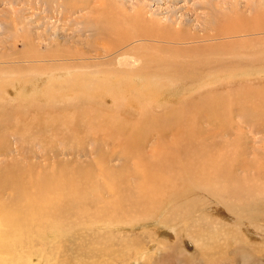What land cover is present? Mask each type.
<instances>
[{
  "label": "rangeland",
  "instance_id": "rangeland-1",
  "mask_svg": "<svg viewBox=\"0 0 264 264\" xmlns=\"http://www.w3.org/2000/svg\"><path fill=\"white\" fill-rule=\"evenodd\" d=\"M183 70L193 75L176 78V72ZM132 71L139 74L128 76ZM146 73L152 77L149 79ZM260 115H264V0H0V178L20 177L27 193L35 194L32 202L16 204L13 213L18 210L25 219L33 206L44 214L42 217L53 210L52 218L59 219V227L67 233L64 236L59 229H44L34 239L28 237L31 243L25 236L24 242L34 246L16 255L0 253V264H209L199 254L203 250L213 255L210 248L195 244L197 220L183 224L193 234L188 235L182 226L175 225L178 220L162 222V217L166 221L170 215L166 210L160 219H135L138 215L127 219L131 208L126 207L118 209L112 216L114 220H110L109 213H103L108 210L104 203L114 191L126 193V197H114L115 205L125 199L138 201L134 196L138 181L134 186L130 183L141 179L134 168L136 156L142 159L143 152L150 157L157 140L154 129L171 128L173 124L176 129L188 120L189 131L196 137L200 131L204 140L203 148L193 154H198V161L212 157V152L221 156L218 152L223 149L215 146L233 151L245 142L254 146L248 160H259L264 156V131L257 129L252 135L238 131L237 126L244 123L248 128L242 118ZM227 118L236 120L228 132L223 128L230 125ZM131 129L149 139L143 145L134 140L129 155L122 145L117 146L114 137L118 138L119 133L123 137L126 133L120 130ZM102 167L107 169L105 173L110 171L102 188L109 193L102 197L83 195L81 204L86 205L81 209L63 210L62 204L67 203L64 196L44 191L72 190L74 182L85 175H92L103 186L99 182H104ZM128 174L131 180L121 179ZM247 175L235 171L234 181L253 180ZM115 180L121 184L111 183ZM259 191L261 188L255 194ZM11 192L1 194L0 187V201L6 203V211L10 209L6 208L8 203L16 198ZM196 193V206L205 208L210 199L206 195L213 193L207 187ZM239 193L249 195V191ZM42 195L46 202L39 198ZM95 202L103 204L99 207ZM98 212L103 215L101 224L91 227ZM83 220L86 224L81 223ZM228 225L231 228H226L238 231L239 227L231 222ZM262 229L264 236V226ZM82 233L91 241L84 244L83 250L97 249L90 237L102 236L100 247L106 248L104 253L109 250L117 254L118 261L107 257L99 262L101 258L89 253L76 258L74 248L83 247ZM60 234L63 236L58 237ZM68 234H79L80 239L69 238ZM243 234L247 239L240 236ZM249 235L239 229L234 240L242 238L248 248L227 260L228 264H241L244 252L261 253L256 256L264 259V241ZM118 240L120 244L126 242L128 251L116 245ZM187 242L194 244L193 248ZM222 256L216 264H226Z\"/></svg>",
  "mask_w": 264,
  "mask_h": 264
},
{
  "label": "bare ground",
  "instance_id": "bare-ground-1",
  "mask_svg": "<svg viewBox=\"0 0 264 264\" xmlns=\"http://www.w3.org/2000/svg\"><path fill=\"white\" fill-rule=\"evenodd\" d=\"M136 62L137 61H135V63ZM144 69L145 68L140 69V70H144ZM178 71H180V70H178ZM178 71L176 72V75H175V77L178 79L179 78H189L193 75L192 71L190 73L188 72V70H187V72H184V70H183V72H181V73H178ZM148 72H150V71H148ZM128 74H129L128 76L135 78L136 74H139V73L132 71L131 73L128 72ZM146 74L148 75V78L150 79L149 76H151V75H149L148 73H146ZM154 77L157 79L160 78V76H157L156 74L154 75ZM179 108H178V111H179ZM173 116H175V114ZM252 118H254V119L256 118L257 123L254 122ZM227 119L231 120V122H230L229 126L227 125V126L223 127V128H226L225 129L226 132L229 131V128L232 129L233 125H236L235 124L236 120H233L232 118H227ZM242 119H244L243 122H245L247 125L249 124L250 127L247 126L248 128H246L244 125H242L244 123H242L240 121V123H242V124H239L237 126L238 131L244 132L247 134H252V135H253V133L254 134L257 133L258 130L264 131V115H260L257 117L256 116L251 117V119H248V118L245 119V117H243ZM252 122L254 124H252ZM174 123H175V121H174ZM186 124H182L176 129H175V124H173V125L170 124L173 126L171 128L168 126V127H160V128L154 129V132L157 133V138H156L157 140L155 142L156 146L154 144V146H152V149L150 150V153H149L150 157H147L146 154H144L142 152L143 150H141L142 155L140 154L142 156V159L140 157L136 156L137 157L136 159H138V160L136 161L137 163L135 164L134 168L136 169V177H141V179L138 178L136 181L133 180L130 183V186H134L135 182L138 181V184L135 185L136 191L134 192V196L136 197V199L138 201L136 203H134L133 199H129L127 201L125 199V200L119 202L117 205H115L114 197L116 195L126 197V193H121V191L120 192L114 191L111 199L109 198V202L104 203V205L105 204L108 205V210L105 209L106 211L104 210L103 213H105V214L109 213V216H111L110 220H114V218L112 216L114 215V213H116V211L118 209L122 210V209L131 208L130 215L128 216L127 219H134V217H136V215H138L135 219L148 220V219H160L161 216L164 215L165 210H166V213H168L170 215H168V218L166 219V221L162 217L161 218L162 222L164 224H168V223L170 224V223L179 221L180 223L178 222L177 224H175V223L174 224L176 226H182L183 231L188 235H191L192 233H191L189 227L183 226V224L188 225L190 222L192 223L193 220L194 221L197 220L198 223L196 226H194L195 227L194 238L196 241V243L195 242L194 243L199 245V246H202L203 248H205L207 250L210 248V250L213 254V255H211L209 252H206V251L204 253L202 250V253L199 254V256L205 258L209 264H216L217 259L219 258L218 256L223 255L222 256V262H225L226 264H228L227 260H232V259L236 258V253L243 251V250H246L248 248L247 244L246 245H244L245 243L243 244L242 238L238 237L237 239L234 240V236L237 234L239 229H241L245 233L250 234L249 237L254 239V240H256V238L261 237V239L264 241V239H263L264 236H262V231H263L262 227L264 226V216L261 219L256 218V217H259L261 215H264V156H261L259 158V160H258V158L254 159V160H251V159L248 160V153L250 152V150L254 149L253 148L254 146L250 147V146H248V143L245 142V144H243L242 147L238 148L237 150H233V151L229 147L219 148L218 146L213 145L216 148H218V150L223 149V150H219V152H218V153H220L221 156H219V154L217 156H215L212 152V157L207 156V157H204L203 159L198 161V159H199L198 154H195V155H193V154L195 151L201 150L203 148L202 142H204V140L201 136L202 134L200 133V131H199V135L197 137L195 135H193L191 133V131H189V128L191 125L190 121L187 120ZM254 127H257V128H254ZM246 129H249L248 132ZM120 131L125 132L126 133L125 136L122 137L123 134L119 133L118 138H115L113 135H112V138L114 137V139H116V141H118L117 146L122 145L124 152H127L129 155L132 154L131 150L133 148L134 140H136L139 144L143 145V144H146L145 141H148L147 139H149V137L146 135H143V136L140 135L138 132L139 130L137 131V130L131 129L129 131H124V130H120ZM136 134H138V135L136 136ZM178 134L180 136H178ZM183 137H186V138H183ZM198 137H200V139H196V141L192 140V139L198 138ZM247 138H248V136H247ZM247 138H246V141L248 140ZM249 141H251V137H250ZM239 145H241V143ZM260 147H262V146H260ZM145 153H146V151H145ZM143 156L144 157L146 156L145 158L150 162L149 164H148V161L146 159H144ZM240 162H241V165H240ZM106 170H103V167H102V172H103L102 178L104 177V182H102L103 180L99 181V182H100V184L104 183L103 186L97 184L92 175H85V176L81 177L77 182H74L75 186L73 187L72 190H67V191L62 190L59 192H51V191H48L47 189H44V188H42V189H44L45 192H47L51 195H60V196L63 195L65 200H67L66 205H64V203L62 204V208H64L63 210H67V209L71 210L72 208L74 210V208H76V207L81 209L84 207V205H86V204H81V200L83 198V195H99L102 197V196H106V194L109 193V192H106L105 190L102 189V188H105V186L107 184L105 179L108 178V175H109L108 172H110V171H108L105 173L104 171H106ZM235 171H244V172L248 173V175H251L253 180H251V181H245V180L234 181L233 173ZM94 174H96V172ZM129 174H130V172H129ZM129 174L127 176L121 177V179L124 181L131 180ZM77 178H79V177H77ZM100 179H101V176H100ZM247 180H249V177H247ZM111 183H113L115 185L121 184L117 180L111 181ZM8 184L10 185L9 188L6 187ZM99 186H102V187L100 188ZM130 186L129 187L127 186V187L130 188ZM0 187H1V194H4L6 191L10 190V192L12 191L11 193H14V196L16 197L11 202H9L8 207H6L7 209L10 208L9 210H11V211H9V210L6 211V209L3 208V206L6 205V203H2L0 201V214H1V221L0 222H4V224H2V223L0 224L1 225L0 226V239L2 241L0 243V253H5L7 255H16L19 252L22 253V251H24L26 248L34 246L33 244L32 245L27 244L29 241L31 243V240L27 241L29 239L28 237L30 236V237H33V239H34L37 235L40 234V231H42L44 229H50V228H53L56 230L59 229L61 234L63 233V231L61 230L62 227H59V226H61L60 220L59 219L54 220V218H52L55 215L54 214L52 216L53 210L50 211L51 213H48V211H47L45 213V216L42 217V215H44V214H41L38 207L36 208L33 206V210H32V208L31 209L29 208L32 211H29V213H27L25 219H23L24 216H22L21 213L18 212V210H16V212L13 213V211H12L13 208H15V205L18 204L20 201L21 202H24V201L32 202V200L36 199L34 193H30V194L27 193L28 188H26L27 186H25L24 184L21 183L20 177L11 178V179H10V177H8L7 179H1L0 178ZM201 187H207L213 193V194L209 193L208 195L204 194L207 197H209L210 199H209L208 205L203 209L200 207L198 208L196 206L197 202H198L197 196L199 195L198 193H196V190H198ZM37 188L41 189L40 187H37ZM260 188H261V191H259L257 194H255L256 190L260 189ZM7 189H9V190H7ZM239 190L249 191V195L247 197H245L243 195L241 196L239 193ZM37 191H38V189H37ZM44 191H43V193H44ZM253 192L255 195H252ZM92 193H94V194H92ZM40 197L44 198V202H46V199L43 195L39 196V198ZM47 204H49V203H47ZM93 204H95L97 206L99 203L97 204L95 202ZM100 204H103V203H100ZM100 204H99V207H101ZM59 205L60 204H58L57 207H59ZM128 205H130L131 207H128ZM54 206H56V205H54ZM90 206H93V205H90ZM96 206H93V207H96ZM18 207H16V208L19 209L20 207L19 208ZM59 208H61V207H59ZM78 208H77V210H78ZM87 208L90 209L89 205H87ZM87 208L85 207V209H87ZM98 209L99 208H97V210ZM23 210H25L24 207H23ZM42 210H43V208H42ZM55 210L57 211L56 208H55ZM192 210H199L202 214L200 215V214H198ZM78 211L76 212V210H75L73 212L78 213ZM91 212H93V211L91 210ZM76 213H74V214H76ZM95 213L96 212L94 211V214ZM175 213H178V214H175ZM119 214H121V212ZM172 214H175V215L173 216ZM72 215H73V213H72ZM99 215H100L99 212L96 215H94L96 217V219L92 220V223L90 222L91 227L101 224L100 217L103 215L102 214L100 216ZM196 215L206 218L207 221L205 223L201 222L200 220L196 219V217H195ZM77 216L75 215L76 218H77ZM172 216H173V218H172ZM45 217H47L46 219L51 218V219H49L50 221L48 222L45 219ZM42 218H44L45 221H42ZM56 220H59V223L57 222V224H56V222H55ZM64 220L65 219H63V221ZM80 220H82V218H80ZM65 222H66V220H65ZM72 222H75V221H72ZM83 222L85 223L86 221H84V220L81 221V223H83ZM126 222L128 223L127 220H126ZM141 222H143V221H141ZM230 222L233 225V227H239L238 231L236 228L237 232L232 230V229L226 228V226L231 228L228 225V224H230ZM66 224L69 225V223H67V222H66ZM87 224H89V223L87 222ZM129 224H131V223H129ZM220 224L222 225V227H221L222 230H219V228H218ZM258 225H260V226H258ZM81 226L83 227V225H81ZM87 227H89V226H86V229H87ZM121 229H123V228H121ZM124 229H126V228H124ZM83 233L81 234L82 235L81 239L79 238L80 237L79 234H76L79 237L78 236L75 237L74 234L71 235L72 237H70L69 234H71V233L68 234L69 238H73V236H74L75 239L79 238L82 242L83 247L82 248L80 247L81 250H79V248H76V246L74 248L76 258L79 259V254H80V256H81V254L85 256L86 254L89 253L88 255H91L92 257H95L98 259L101 258V259H99V262H101L104 258H107V257L109 259H113L115 261H118V255L117 254H115L113 251H109V250H107L108 253H104L105 252L104 250L106 248L103 250L100 247V244H101L100 242H101L102 236L95 237V238L90 237V238H93L92 239L93 243L96 245V248L98 247L97 249H95L93 251H89L87 249L83 250L84 244L85 245H86V243L91 244L90 243L91 241L88 242L84 238ZM61 234L58 237H62L63 235L61 236ZM65 234H67V233H65ZM65 234H64V236H65ZM25 236H27V239H26L27 243L24 242L25 238H26ZM240 236H243L245 239H247V237L244 234L240 235ZM188 238H190V236ZM67 240L68 239H66V241ZM46 241H47V239H46ZM119 241L120 240L117 241L116 245H121L123 247V249L128 251V248L125 246L126 242L120 244ZM71 242H72V239H71ZM60 243L62 246V240ZM72 243L74 244V242H72ZM105 243H106V241L104 240L103 245ZM229 243L231 244V245H229L230 249H228L226 247ZM50 244H52V243H50ZM67 244L65 243L64 245H67ZM78 244H79V242L76 243L77 246H78ZM193 245L194 244H192L191 242H187V246L190 249L193 248ZM250 245H253V244H250ZM155 247L157 248V246H155ZM221 251H223V252H221ZM255 251H257V249H254V252ZM77 252H79V253H77ZM189 253H191V252H189ZM194 253H192V254H194ZM220 253H222V254H220ZM44 254H46V253H44ZM48 254H49V252H48ZM67 254H69V253H67ZM258 254L244 252V254H242V256H241V258H242L241 264H252L253 262H256V261L264 264V259L261 260L260 257L256 256ZM196 256H197V254H196ZM237 257H238V255H237ZM151 260H152V258H151ZM125 264H127V263H125ZM219 264H222V263H219Z\"/></svg>",
  "mask_w": 264,
  "mask_h": 264
}]
</instances>
